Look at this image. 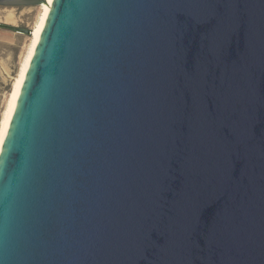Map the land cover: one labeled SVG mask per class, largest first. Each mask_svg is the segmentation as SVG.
I'll return each mask as SVG.
<instances>
[{"label":"water","instance_id":"95a60500","mask_svg":"<svg viewBox=\"0 0 264 264\" xmlns=\"http://www.w3.org/2000/svg\"><path fill=\"white\" fill-rule=\"evenodd\" d=\"M0 264H264V0H52L0 150Z\"/></svg>","mask_w":264,"mask_h":264},{"label":"rangeland","instance_id":"374dc122","mask_svg":"<svg viewBox=\"0 0 264 264\" xmlns=\"http://www.w3.org/2000/svg\"><path fill=\"white\" fill-rule=\"evenodd\" d=\"M40 11V5L12 7L0 5V24L31 30L38 20ZM9 12L14 14V24L4 18ZM29 44L30 34L0 26V124L10 99L13 82Z\"/></svg>","mask_w":264,"mask_h":264},{"label":"bare ground","instance_id":"6f19581e","mask_svg":"<svg viewBox=\"0 0 264 264\" xmlns=\"http://www.w3.org/2000/svg\"><path fill=\"white\" fill-rule=\"evenodd\" d=\"M51 1L52 0H45L42 4H40L41 11H40L38 20H37L35 26L31 29L30 44H29L27 53H26L23 61L21 62L17 77L13 82L12 91L10 94V99L8 101L6 110L4 111L3 117L1 120V124H0V150H1L4 138H5L8 126H9V122H10L14 107H15L16 102L18 100V96L20 93L22 83L24 81L27 69L29 67L30 61H31L32 56L34 54V51H35L36 45L38 43L39 37L41 35V31H42L44 22L46 20L47 15H48ZM4 18L7 21L12 22L14 24V22H13L14 21V14L12 12H9L6 16H4Z\"/></svg>","mask_w":264,"mask_h":264}]
</instances>
